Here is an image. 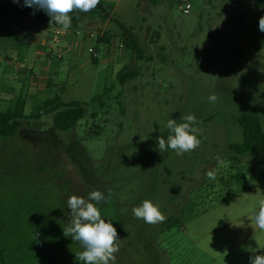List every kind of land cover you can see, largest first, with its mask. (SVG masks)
Segmentation results:
<instances>
[{"label": "rangeland", "instance_id": "1", "mask_svg": "<svg viewBox=\"0 0 264 264\" xmlns=\"http://www.w3.org/2000/svg\"><path fill=\"white\" fill-rule=\"evenodd\" d=\"M107 1L115 3L109 18L86 17L79 30L108 32L109 45L72 32L65 39L23 2L10 11L0 37V110L21 99L30 115L58 94L87 113L68 132L49 115L0 136V264H81V246L64 235L67 201L93 190L104 194L97 207L120 239L115 264H250L264 255V230L252 219L264 201V150L239 155L229 145L243 139L244 113L264 129L262 11L247 0ZM245 11L252 19L228 24ZM116 21L134 29L144 59L121 47ZM124 68L139 75L122 84ZM186 114L199 121L200 146L160 152L167 121ZM144 200L159 206L163 222L134 217Z\"/></svg>", "mask_w": 264, "mask_h": 264}, {"label": "clouds", "instance_id": "2", "mask_svg": "<svg viewBox=\"0 0 264 264\" xmlns=\"http://www.w3.org/2000/svg\"><path fill=\"white\" fill-rule=\"evenodd\" d=\"M19 3V0H13ZM100 0H23V5L38 10H43L49 17L50 23L54 22L67 31L71 27V16L75 10L89 12L95 9ZM34 14V13H33ZM259 30L264 32V16L259 18ZM209 102L215 103L218 97L215 94L209 96ZM183 122L177 123L175 119L167 121L170 135L167 141L158 137V149L164 152L168 149L175 150L177 155L195 150L202 143L198 138L202 131L195 126L199 123L194 114H186L181 117ZM210 180H215L214 171L206 173ZM105 200L104 194L99 190H93L87 199L77 195L68 198L67 207L70 209V224L64 228L65 237L77 242L82 251L76 254V259L81 264H115L116 253L119 252L118 233L111 221L102 218L97 207ZM135 218L143 219L145 223L156 224L163 222L165 216L150 200H144L140 206L133 207ZM255 225L264 230V201L261 202L258 212L252 217ZM250 264H264V255H255L250 258Z\"/></svg>", "mask_w": 264, "mask_h": 264}, {"label": "trees", "instance_id": "3", "mask_svg": "<svg viewBox=\"0 0 264 264\" xmlns=\"http://www.w3.org/2000/svg\"><path fill=\"white\" fill-rule=\"evenodd\" d=\"M23 0H19V3H14L13 0H0V37L5 36L8 31L6 26L9 12L11 10H19L20 3ZM253 3V7L256 10L262 11L264 16V0H247ZM115 8V3L107 0H100L98 6L89 11L81 12L75 10L69 15L71 16V27L67 30L75 32L79 30L81 22L86 17H102L104 20L108 19L111 11ZM36 21L39 24L46 25L48 27L54 26L63 30L62 26L56 23H50V17L44 11H33ZM247 19H252L250 11L239 12L232 14L228 17L227 22L230 25L237 26L243 24ZM121 29L122 45L127 49H131L135 52L138 59H144L145 54L139 46V37L134 34V29L127 27L118 21H116ZM112 36L106 32L103 35H99L96 43L110 44L112 42ZM114 37V36H113ZM12 41L16 42L20 47L26 45L23 38L17 34H14ZM95 50L92 52L94 53ZM148 59V58H147ZM149 60V59H148ZM95 62H97L95 58ZM139 75L137 71H130L124 68L118 74V79L122 84H125ZM101 97H95L94 102L100 100ZM25 101L18 100L14 108L8 110H0V136L9 137L21 130L25 123H30L34 120H41L43 116H53L54 127L62 132H68L76 128L78 122L85 117L87 110L86 105L79 101L63 102L60 95H56L52 98H48L39 106L35 112L30 115L24 113ZM238 123L242 129L243 139L240 143H232L229 148L232 152L239 155L246 154H259L264 150V129L261 123V119L258 115L253 113H244L238 117Z\"/></svg>", "mask_w": 264, "mask_h": 264}, {"label": "built area", "instance_id": "4", "mask_svg": "<svg viewBox=\"0 0 264 264\" xmlns=\"http://www.w3.org/2000/svg\"><path fill=\"white\" fill-rule=\"evenodd\" d=\"M182 9V11H183V13L184 14H188L189 12H190V10H191V5L190 4H186L184 7H182L181 8ZM58 29V28H57ZM61 33H62V35H63V37L65 36V37H67L68 36V34H70L71 32L70 31H65V30H61V29H58ZM77 34V35H79V34H82L83 36H84V38H90L91 40H93V41H97V38H98V36H99V33H98V31H93V30H84V31H82V30H77V31H75V32H72V34ZM64 37V38H65ZM65 39H69V38H65ZM121 47H123V45L121 46ZM94 51V49H91V52H93Z\"/></svg>", "mask_w": 264, "mask_h": 264}, {"label": "crops", "instance_id": "5", "mask_svg": "<svg viewBox=\"0 0 264 264\" xmlns=\"http://www.w3.org/2000/svg\"><path fill=\"white\" fill-rule=\"evenodd\" d=\"M23 2V1H22ZM21 3H20V8H19V10H21ZM19 10H16V11H19ZM12 12L14 11V10H11ZM12 12H9V15L12 13ZM9 15H8V17H9Z\"/></svg>", "mask_w": 264, "mask_h": 264}]
</instances>
